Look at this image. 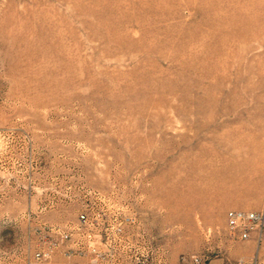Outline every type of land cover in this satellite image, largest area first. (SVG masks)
Returning <instances> with one entry per match:
<instances>
[{"label": "rangeland", "instance_id": "374dc122", "mask_svg": "<svg viewBox=\"0 0 264 264\" xmlns=\"http://www.w3.org/2000/svg\"><path fill=\"white\" fill-rule=\"evenodd\" d=\"M263 206L264 0H0V264H91L87 212L162 264H264L226 222Z\"/></svg>", "mask_w": 264, "mask_h": 264}, {"label": "built area", "instance_id": "2783aa9c", "mask_svg": "<svg viewBox=\"0 0 264 264\" xmlns=\"http://www.w3.org/2000/svg\"><path fill=\"white\" fill-rule=\"evenodd\" d=\"M98 204H105L104 198L95 195ZM87 213L80 216L81 226L91 225L95 230L84 233L85 246L80 242L76 251L66 252V256L79 255L90 261L91 264H162L155 255L159 248L153 247L144 232L132 231L138 225L136 216L132 214L121 217H112L107 225L97 229L103 218L101 213H95L93 218ZM229 237L233 240L264 243V206L257 211L231 210L226 214ZM59 245L68 242L71 235L58 230ZM57 243H52L47 250L38 252V260H50ZM154 262V263H153ZM180 264H204L199 256H183Z\"/></svg>", "mask_w": 264, "mask_h": 264}, {"label": "bare ground", "instance_id": "6f19581e", "mask_svg": "<svg viewBox=\"0 0 264 264\" xmlns=\"http://www.w3.org/2000/svg\"><path fill=\"white\" fill-rule=\"evenodd\" d=\"M247 36V35H246ZM248 40V39H247ZM246 41V40H245ZM206 167V166H204ZM236 168V167H235ZM241 170V169H240ZM235 181V182H234ZM247 184V180L246 179H242V180H239V181H236L235 179L233 180V182L231 183V187H232V190H237V188H242L244 185Z\"/></svg>", "mask_w": 264, "mask_h": 264}, {"label": "crops", "instance_id": "0c3cea01", "mask_svg": "<svg viewBox=\"0 0 264 264\" xmlns=\"http://www.w3.org/2000/svg\"><path fill=\"white\" fill-rule=\"evenodd\" d=\"M236 241H239V240H236ZM245 242H253V241H245ZM239 257V256H238ZM236 259V258H235ZM244 259H245V256L243 257V258H238L237 259V263L236 264H243L245 261H244ZM209 264H224L223 262H215V263H213V262H211V263H209ZM245 264V263H244Z\"/></svg>", "mask_w": 264, "mask_h": 264}]
</instances>
